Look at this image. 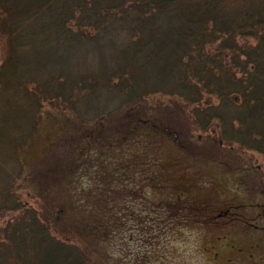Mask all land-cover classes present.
<instances>
[{
  "label": "trees",
  "instance_id": "16d2710c",
  "mask_svg": "<svg viewBox=\"0 0 264 264\" xmlns=\"http://www.w3.org/2000/svg\"><path fill=\"white\" fill-rule=\"evenodd\" d=\"M0 43V264H121L119 163L101 158L116 114L123 137L210 139L264 194V0H0ZM50 107L80 132L26 162Z\"/></svg>",
  "mask_w": 264,
  "mask_h": 264
},
{
  "label": "rangeland",
  "instance_id": "374dc122",
  "mask_svg": "<svg viewBox=\"0 0 264 264\" xmlns=\"http://www.w3.org/2000/svg\"><path fill=\"white\" fill-rule=\"evenodd\" d=\"M1 57L0 43V61ZM117 116L111 122L105 120L110 132L106 140L122 141L110 145L101 158L119 163V175L114 174L117 178L111 185L117 188L110 198L123 221V238L117 239L112 250L120 263L264 264V210L258 205L263 203L264 194L259 191L263 185L253 176L242 180L233 170L247 159L232 160L204 137L194 148L198 152L177 147L171 135L153 129L123 137ZM96 117V122L103 121L102 114ZM76 126L67 124L58 108H48L21 158L26 162L40 158L53 139L76 137L80 132ZM210 130L216 137L217 127L212 125ZM252 157L264 170V158L257 153ZM84 174L77 178L79 188L95 190L92 179ZM171 202L182 207L184 218L180 215L177 220L167 213Z\"/></svg>",
  "mask_w": 264,
  "mask_h": 264
},
{
  "label": "flooded vegetation",
  "instance_id": "af4514ba",
  "mask_svg": "<svg viewBox=\"0 0 264 264\" xmlns=\"http://www.w3.org/2000/svg\"><path fill=\"white\" fill-rule=\"evenodd\" d=\"M259 203H260V204H258V205L261 207V209L264 210V202H263V203L259 202Z\"/></svg>",
  "mask_w": 264,
  "mask_h": 264
}]
</instances>
